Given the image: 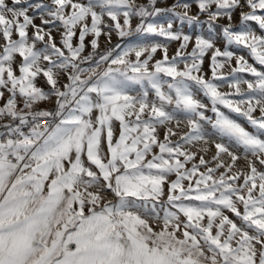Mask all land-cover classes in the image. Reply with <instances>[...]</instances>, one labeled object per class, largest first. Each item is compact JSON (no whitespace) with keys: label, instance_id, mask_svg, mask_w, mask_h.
<instances>
[{"label":"snow or ice","instance_id":"6c2138e0","mask_svg":"<svg viewBox=\"0 0 264 264\" xmlns=\"http://www.w3.org/2000/svg\"><path fill=\"white\" fill-rule=\"evenodd\" d=\"M192 3L0 0V264H264V0Z\"/></svg>","mask_w":264,"mask_h":264},{"label":"rangeland","instance_id":"374dc122","mask_svg":"<svg viewBox=\"0 0 264 264\" xmlns=\"http://www.w3.org/2000/svg\"><path fill=\"white\" fill-rule=\"evenodd\" d=\"M133 21L136 23V20H133ZM36 23L39 24L40 21L37 19V20H36ZM252 24H253L254 27H256L255 22L252 23ZM189 34H190V33H189ZM258 34H259V31H258ZM53 35L57 36V39H58V34H57V33H53ZM162 39H163V38H160V37H149V38H148L149 41H151V40H162ZM117 42H118V39H117L115 36H113L112 44L114 45V44H116ZM0 43H2V41H0ZM107 46H108V45L106 44L105 38L102 36V37H101V48H105V47H107ZM178 46H179V42H176V41L170 42V43L168 44V48H169L168 55H169L170 57L173 56V55L175 54V52H176ZM217 46L223 48V43H222V41L218 40V41H217ZM191 48H192V45L190 44L189 47H188V49H187V51L190 52V51H191ZM231 50L236 51V52L239 53V54H245V55H246V58H248V60H252L250 57L247 56V53H246V52H241L240 49L232 48ZM162 55H163L162 52L158 51V52L156 53V55H155V59H161V58H162ZM209 62H210V54H209V56H206V57H205L204 65H203V72L206 74V77L208 76V72H209V64H208ZM254 64H255V63H254ZM232 66H235V62H234V61L232 62ZM256 66H257L258 68L261 67V66H259V65H256ZM223 71H224L225 73H227L228 71H230V67H229L228 65H226V67H225V69H223ZM242 75H244L246 78H248V74H247V73L242 74ZM38 86H43V82H42V81H39V82H38ZM221 90H222V91H230L226 86L223 87ZM205 102H207V101H205ZM223 110H224L225 112H227L226 109H223ZM207 114L210 115V116L212 115L211 112H209V113H207ZM257 114H258V113H257ZM249 130H251V129H249ZM161 136H162V132H161ZM173 139H175V138H173ZM212 151H214V149H212ZM210 155H211V152L209 153V156H210ZM207 158H209V157H206V159H207ZM238 163L241 164V165H243V161H239Z\"/></svg>","mask_w":264,"mask_h":264},{"label":"crops","instance_id":"0c3cea01","mask_svg":"<svg viewBox=\"0 0 264 264\" xmlns=\"http://www.w3.org/2000/svg\"><path fill=\"white\" fill-rule=\"evenodd\" d=\"M138 2L139 3H144V2H146V0H138ZM174 2H175V0H158L157 6L163 7V6H166V5H171ZM187 2L192 3V0H187ZM245 10H247V9H245ZM196 11H197L196 6H195L194 3H192V12L195 13ZM235 15H236V21L238 22V11H237V13ZM165 19H167V17ZM201 19L205 20L206 16H201ZM136 23H137V21H136ZM136 23L133 21V26H135ZM221 23H226V21H221ZM250 23H254V22H250ZM173 27H174V29L183 27L184 31L186 33H190V34L193 33L194 31H201L205 35H208L207 26L206 25L201 26L199 29H194L192 27L187 26L186 24L185 25H181L179 20H176L174 25H173ZM217 31H219V29H217ZM249 63H253L254 64L255 62L253 60H249ZM208 64H210V62ZM207 78H211L210 70L208 72Z\"/></svg>","mask_w":264,"mask_h":264}]
</instances>
